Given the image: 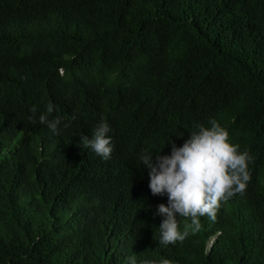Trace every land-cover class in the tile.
Returning a JSON list of instances; mask_svg holds the SVG:
<instances>
[{
    "label": "trees",
    "instance_id": "trees-1",
    "mask_svg": "<svg viewBox=\"0 0 264 264\" xmlns=\"http://www.w3.org/2000/svg\"><path fill=\"white\" fill-rule=\"evenodd\" d=\"M50 101L59 135L38 122ZM210 117L250 150L251 180L164 246L167 196L139 157L170 154ZM101 120L107 160L80 143ZM133 255L264 264V0H0V264Z\"/></svg>",
    "mask_w": 264,
    "mask_h": 264
},
{
    "label": "clouds",
    "instance_id": "clouds-1",
    "mask_svg": "<svg viewBox=\"0 0 264 264\" xmlns=\"http://www.w3.org/2000/svg\"><path fill=\"white\" fill-rule=\"evenodd\" d=\"M30 123H37V107L29 109ZM54 111L50 101L46 112L38 116L40 125H46L53 135H59V116L49 119ZM75 119V117H73ZM67 127V125H65ZM112 131L106 120L93 129L91 137L81 135L80 143L102 159H110L113 151ZM148 170V187L153 196H167V204L157 205V214L163 217L159 229V243L168 246L182 243L190 234L203 228L201 218L216 220L222 203L236 196H244L251 180L249 164L253 156L249 149L241 150L231 142L228 129L210 117L207 123H198L183 144L172 142L171 152L155 156L143 153L139 157ZM179 218L186 221L181 228ZM137 264L135 255L128 258ZM140 264H174L167 258L144 259Z\"/></svg>",
    "mask_w": 264,
    "mask_h": 264
}]
</instances>
